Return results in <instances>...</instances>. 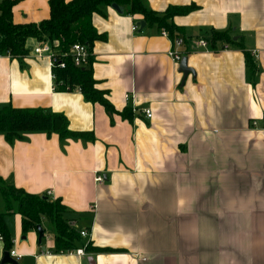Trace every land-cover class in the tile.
Masks as SVG:
<instances>
[{
	"label": "crops",
	"instance_id": "obj_1",
	"mask_svg": "<svg viewBox=\"0 0 264 264\" xmlns=\"http://www.w3.org/2000/svg\"><path fill=\"white\" fill-rule=\"evenodd\" d=\"M143 2L159 13L196 5L170 19L193 72L183 79L156 25L132 31L136 16L110 6L94 13L92 25L105 36L91 48L94 85L117 112L134 108L130 119L78 89L55 91L49 57L32 52L34 38L21 61L0 55V104L63 113L70 130L95 137L0 134V178L59 199L92 247L53 252L43 224L42 250L37 231L23 233L20 215L6 213L19 264H264V0ZM11 13L15 23H38L50 15L48 0H15ZM212 29L229 30L237 43L211 44ZM2 252L0 239V260Z\"/></svg>",
	"mask_w": 264,
	"mask_h": 264
},
{
	"label": "trees",
	"instance_id": "obj_2",
	"mask_svg": "<svg viewBox=\"0 0 264 264\" xmlns=\"http://www.w3.org/2000/svg\"><path fill=\"white\" fill-rule=\"evenodd\" d=\"M15 0H0V55L22 60L28 52L26 40L34 38L38 42H50L55 63L51 68L54 74L55 91H74L78 89L87 102L101 104L108 113H118L125 119L131 118V109L124 108L117 112L105 97V91L99 90L94 84L91 70L92 55L88 64L74 66L71 56L67 53L76 42L85 44L88 50L94 41L103 40L104 35L97 32L92 25L94 13L103 14L102 8L116 4L123 12L136 16L146 25H156L159 30L166 29L169 38L181 35V28L171 23L170 19L178 14H187L196 9V5L169 6L162 13L147 7L143 0H48L50 15L38 23H15L12 21L11 9ZM211 44L221 43V47H228L237 43L230 31L212 29L209 36ZM64 67H57L59 61ZM42 132L46 135L55 133L60 141L71 138L74 140L91 141L95 139L91 131H72L68 127L67 117L63 113L52 112L40 107L14 108L9 103L0 104V134L7 140L22 138L24 134ZM43 196V197H42ZM66 206L59 199H51L46 194H30L22 188H16L0 178V237L3 241V251L10 250L12 237L4 222V214L17 213L20 215L21 229L25 233L36 230V225L44 221L54 236L53 252L65 253L82 247L90 250L89 242L83 237L65 217ZM44 220V221H43ZM44 228V227H43Z\"/></svg>",
	"mask_w": 264,
	"mask_h": 264
},
{
	"label": "built area",
	"instance_id": "obj_3",
	"mask_svg": "<svg viewBox=\"0 0 264 264\" xmlns=\"http://www.w3.org/2000/svg\"><path fill=\"white\" fill-rule=\"evenodd\" d=\"M138 28V25L133 23L132 26V31L136 30ZM160 34L162 36H168V32L166 29H161L160 30ZM171 45L170 48L167 50L168 55L170 56L171 60L173 61V63L178 66L180 59L183 57V53L180 51V47L183 45L184 43V38H182L180 35L174 37L173 39H171ZM197 44L205 47L207 45V41L204 39H199L197 40ZM32 52L35 56H41L46 54L49 57V61H50V71L51 68L53 67L56 57L54 56L52 47L50 42H48L47 40H44L42 42H39L36 46L33 47ZM69 54V56H71L72 59V63L75 66H84L86 64H88L89 61V57L91 56V50H88V47L85 44H81V43H74L70 48L69 51L67 52ZM57 67H64V62L63 61H59L57 62V64H55ZM54 74L51 71V79H52V86L53 89L55 88L54 86ZM125 97H128V94L125 95ZM132 111H134V108H131ZM141 112L145 115L146 118L150 119L152 116V113L150 111V109L148 108H144L141 110ZM95 181L97 182H102L104 180L103 175H101V173H96L95 174ZM87 230L82 229L79 230V235H81L82 237H87ZM0 239L2 240V238L0 237ZM10 255L12 257H14L16 260H18L20 258L19 255H17L13 250H9ZM69 253H75V254H84V250L82 247L77 248L75 250H71L68 251Z\"/></svg>",
	"mask_w": 264,
	"mask_h": 264
},
{
	"label": "water",
	"instance_id": "obj_4",
	"mask_svg": "<svg viewBox=\"0 0 264 264\" xmlns=\"http://www.w3.org/2000/svg\"><path fill=\"white\" fill-rule=\"evenodd\" d=\"M110 7L115 10L117 13L118 12H123V9L119 7V5L116 4H111ZM135 24L138 25L137 30L141 31L145 27V23L143 20H137ZM179 72L181 71L183 73V79L189 74L192 73V69L187 67V57L183 56L178 64ZM43 197V196H42ZM36 231H37V237H38V244L41 245L42 239L44 238V228L42 227L41 224L36 225ZM41 249L45 250V247L41 245ZM2 258L0 260V264H19L18 261L10 255V252L8 250H5L2 252ZM92 264V263H91Z\"/></svg>",
	"mask_w": 264,
	"mask_h": 264
},
{
	"label": "rangeland",
	"instance_id": "obj_5",
	"mask_svg": "<svg viewBox=\"0 0 264 264\" xmlns=\"http://www.w3.org/2000/svg\"><path fill=\"white\" fill-rule=\"evenodd\" d=\"M44 221V220H43ZM43 224H45V228H46V230L48 231V232H50L49 231V229H48V223H47V221H44V223ZM43 243L42 244H44L45 243V241H44V239H43V241H42ZM19 263V262H18Z\"/></svg>",
	"mask_w": 264,
	"mask_h": 264
}]
</instances>
